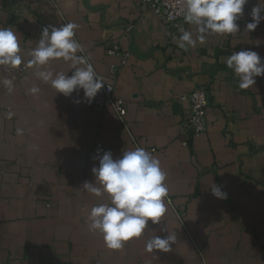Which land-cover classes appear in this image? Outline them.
<instances>
[{"label": "crops", "instance_id": "0c3cea01", "mask_svg": "<svg viewBox=\"0 0 264 264\" xmlns=\"http://www.w3.org/2000/svg\"><path fill=\"white\" fill-rule=\"evenodd\" d=\"M256 6L248 0L239 31L200 43L197 26L173 34L138 0H0V28L15 32L23 59L19 68L0 66V264H264V76L241 90L226 65L244 50L264 63V19L246 31ZM66 23L78 25L77 54L105 83L114 81L127 129L111 107L95 106L102 89L90 102L82 89L66 97L24 66L43 28ZM182 29L195 47L178 46ZM50 68L72 75L62 60ZM199 87L210 98L207 133L184 147L188 104L179 98ZM133 137L157 150L167 213L159 224L149 221L141 238L112 250L88 229L91 209L107 195L97 198L82 185L95 182L97 143L119 158L134 150ZM214 184L226 199L212 194ZM170 232L176 240L169 252L146 251L149 239Z\"/></svg>", "mask_w": 264, "mask_h": 264}, {"label": "clouds", "instance_id": "9594fccd", "mask_svg": "<svg viewBox=\"0 0 264 264\" xmlns=\"http://www.w3.org/2000/svg\"><path fill=\"white\" fill-rule=\"evenodd\" d=\"M248 0H185L183 17L186 23L198 26L200 43L206 35L231 34L239 31L237 20L243 15ZM264 0H258V6L251 12V22L246 24V31H255L264 17ZM78 25L66 23L57 28L45 26L37 46L28 52L30 59L25 67L33 75L45 82L58 93L70 97L74 91L82 89L84 99L92 101L106 85L103 78L97 75L94 67L84 55L82 45L74 38ZM177 39L176 37L173 38ZM181 49L195 47L197 40L192 33L181 30L178 37ZM18 38L11 27L0 28V66L19 68L23 63ZM62 60L68 65L67 72H53L52 61ZM226 65L239 78L238 87L246 90L256 84L255 77L264 76V63L260 55L252 50L232 53L226 59ZM2 83L12 90V81L4 79ZM29 91L36 94L35 86ZM76 103L81 101L77 100ZM13 113H8L11 119ZM22 134L21 129H17ZM99 166L92 168L95 182L85 181L82 190L97 198L107 195L108 202L96 204L88 217L90 232L102 234L106 246L119 250L126 242L141 238L149 221L159 224L164 220L168 196L166 173L160 161L146 151L137 147L123 151L119 158H114L108 151L98 157ZM212 194L219 199H226V193L214 184ZM176 240V234L170 232L166 237L154 236L146 243V251H170V245Z\"/></svg>", "mask_w": 264, "mask_h": 264}, {"label": "built area", "instance_id": "2783aa9c", "mask_svg": "<svg viewBox=\"0 0 264 264\" xmlns=\"http://www.w3.org/2000/svg\"><path fill=\"white\" fill-rule=\"evenodd\" d=\"M143 11L152 13L158 17L168 29L175 34L183 26H196L185 22L183 17V9H185V0H138ZM198 27V26H197ZM128 57V54H126ZM126 61H122L125 65ZM24 71V68L22 69ZM112 75L117 74V69L110 68ZM103 99L95 102V106L99 108L111 107L116 113L121 126L127 129L125 118L127 115V108L123 98L115 93V83L110 82L102 88ZM181 102L188 104V110L185 114L182 123V132L186 134V140L182 143L184 147H188L193 141L201 138L207 133V111L210 105V98L207 89L199 87L189 94L183 95L179 98ZM134 149L140 147L138 140L132 138ZM104 146L102 143H97L93 148V153L100 156L103 153ZM156 149H150V154H155Z\"/></svg>", "mask_w": 264, "mask_h": 264}]
</instances>
